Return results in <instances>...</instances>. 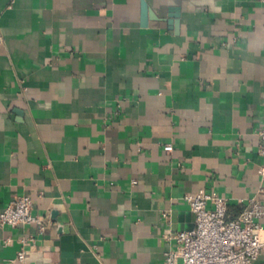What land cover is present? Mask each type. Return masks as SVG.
I'll use <instances>...</instances> for the list:
<instances>
[{"label":"crops","instance_id":"obj_1","mask_svg":"<svg viewBox=\"0 0 264 264\" xmlns=\"http://www.w3.org/2000/svg\"><path fill=\"white\" fill-rule=\"evenodd\" d=\"M263 127L257 0H0V214L50 221L0 225V264H164L185 195L264 202Z\"/></svg>","mask_w":264,"mask_h":264},{"label":"built area","instance_id":"obj_2","mask_svg":"<svg viewBox=\"0 0 264 264\" xmlns=\"http://www.w3.org/2000/svg\"><path fill=\"white\" fill-rule=\"evenodd\" d=\"M264 4V0H257ZM259 153L264 157V127L260 131ZM171 143L164 145V152L172 153ZM264 180V169L261 171ZM135 184V182H134ZM184 201L195 216V227L187 232L168 231L164 238L175 242V250L165 253L164 264H254L264 253V202L257 196L248 199L245 208L235 219L229 216V201L216 192L201 190L187 194ZM29 197H18L0 214V225H36L45 233L50 221L33 212ZM33 241V239H31ZM7 243L10 239H7ZM24 246L28 240H22ZM26 253L18 254V261L24 262Z\"/></svg>","mask_w":264,"mask_h":264},{"label":"water","instance_id":"obj_3","mask_svg":"<svg viewBox=\"0 0 264 264\" xmlns=\"http://www.w3.org/2000/svg\"><path fill=\"white\" fill-rule=\"evenodd\" d=\"M144 13H146V7L144 6ZM193 229H191L190 231H192Z\"/></svg>","mask_w":264,"mask_h":264}]
</instances>
